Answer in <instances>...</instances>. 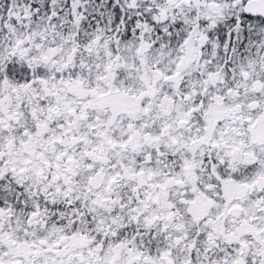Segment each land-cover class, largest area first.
<instances>
[{"label": "snow or ice", "instance_id": "obj_1", "mask_svg": "<svg viewBox=\"0 0 264 264\" xmlns=\"http://www.w3.org/2000/svg\"><path fill=\"white\" fill-rule=\"evenodd\" d=\"M0 264H264V0H0Z\"/></svg>", "mask_w": 264, "mask_h": 264}]
</instances>
